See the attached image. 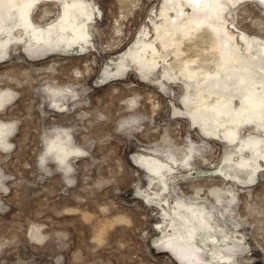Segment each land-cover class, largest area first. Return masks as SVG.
<instances>
[{
	"label": "rangeland",
	"instance_id": "374dc122",
	"mask_svg": "<svg viewBox=\"0 0 264 264\" xmlns=\"http://www.w3.org/2000/svg\"><path fill=\"white\" fill-rule=\"evenodd\" d=\"M89 1L83 49L0 35V264H217L216 250L235 255L218 264H264V117L206 130L183 78L126 55L156 42L165 0ZM39 3L33 25L56 22L62 5ZM229 10L231 29L264 40L261 0ZM220 80L211 89L239 95ZM184 204L212 234L171 213Z\"/></svg>",
	"mask_w": 264,
	"mask_h": 264
},
{
	"label": "bare ground",
	"instance_id": "6f19581e",
	"mask_svg": "<svg viewBox=\"0 0 264 264\" xmlns=\"http://www.w3.org/2000/svg\"><path fill=\"white\" fill-rule=\"evenodd\" d=\"M39 1L58 2L62 5L56 22L42 28L35 27L30 19L32 6ZM240 1L243 0H165L163 12L159 14L163 22L154 28L153 36L158 43L138 41L126 54L136 56L140 62L143 60L141 65L144 67L164 64L166 71L174 78H183L199 122L206 130L212 128L216 133H232L231 130L228 132L229 128L236 129L249 119L259 121L264 117V63H258L259 60L264 62V40L236 33L230 27L231 21L227 19L229 7ZM261 1L264 3V0ZM92 6L89 0H0V16L3 11L13 9L18 14V21L8 31L4 21L0 19V35L8 32L4 36L8 39L22 31L25 47L30 43L53 46L65 41L72 47L83 49L90 41V25L98 19L95 11L99 7ZM258 42L262 43L259 45L262 52L254 53ZM124 62L125 60L119 64ZM112 63L118 62L112 60ZM222 77L223 82L232 90L242 88L239 95H226L211 89V84L215 81L218 83ZM233 80L237 84L232 85ZM237 96L241 98L239 112L234 109V99ZM242 108L250 113L249 117L242 113ZM221 109L224 110V116L219 115ZM201 209L184 204L172 208L171 213L180 217L185 213L184 216L191 217L193 222L210 230L212 234L210 224L201 214ZM168 236L170 235L167 234ZM214 236H201L206 247L209 248V243L220 244V237ZM210 255L211 261L217 264L218 258L225 257V263H232L235 257L218 250L210 251Z\"/></svg>",
	"mask_w": 264,
	"mask_h": 264
}]
</instances>
